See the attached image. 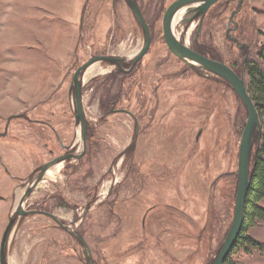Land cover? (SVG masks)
Masks as SVG:
<instances>
[{
	"label": "rangeland",
	"instance_id": "374dc122",
	"mask_svg": "<svg viewBox=\"0 0 264 264\" xmlns=\"http://www.w3.org/2000/svg\"><path fill=\"white\" fill-rule=\"evenodd\" d=\"M134 1L150 29L149 51L126 73L98 62L97 73L82 74L85 155L55 165L23 208L78 231L93 264H211L234 219L248 110L226 81L169 50L163 19L177 0ZM192 16L186 10L173 26L183 44L246 82V61L264 65V0L241 8L221 0L202 20ZM144 44L125 0H0V246L15 219L6 264H87L78 239L47 215L19 216L18 205L41 166L67 153L55 130L73 146L68 153L82 152L76 70L95 56L130 66ZM250 235L264 245V222ZM229 257L264 264L258 250Z\"/></svg>",
	"mask_w": 264,
	"mask_h": 264
},
{
	"label": "water",
	"instance_id": "95a60500",
	"mask_svg": "<svg viewBox=\"0 0 264 264\" xmlns=\"http://www.w3.org/2000/svg\"><path fill=\"white\" fill-rule=\"evenodd\" d=\"M133 11L136 19L142 26L145 34V44L143 49L139 54L134 58L132 63V68L135 67L147 54L151 45V33L148 24L143 16L142 11L134 0H125ZM221 0H177L173 3L167 12L165 13L163 19V31L166 44L169 50L181 61L188 64L191 67L201 69L209 74L215 75L220 79L226 81L238 95L240 101L245 105L248 110V120L242 135L241 143L239 146V161H238V187L236 192V201H235V213L232 225L224 239L222 247L213 260L211 264H225L228 256L230 255L233 247L235 246L237 239L241 233L243 220H244V207L245 200L251 185V156L253 152L255 136L262 132V127L259 120V115L257 108L251 99L245 79L241 77L235 70L223 62L213 60L207 56H204L185 44H183L180 39L175 35L174 32V19L179 11L185 9L190 14H193L190 21L195 18L202 20L208 10L214 6L216 3ZM236 12L233 13V15ZM123 58H117L115 56H95L91 58L88 62L80 66L74 76H73V85L74 89V99L76 105V124L82 127V152L78 155L76 154H67L55 158L52 161H49L41 166L40 174L29 189L25 192L21 198L18 205V215H26L30 213L47 215L52 218L57 224H59L64 230L68 232L71 236L78 239L86 250V259L87 264L92 263V254L89 250L87 242L84 237L76 230H72L65 226L59 218L55 215L50 214L45 211H31L27 212L24 210V202L33 192V190L40 184L41 181L45 178L47 172L54 167L55 165L70 160L80 159L86 152L87 149V120L85 117L84 106H83V80L82 74L92 65L98 62H109L116 66H121ZM15 223V219H11L8 227L6 228L0 246V263L6 264V251H7V242Z\"/></svg>",
	"mask_w": 264,
	"mask_h": 264
},
{
	"label": "trees",
	"instance_id": "16d2710c",
	"mask_svg": "<svg viewBox=\"0 0 264 264\" xmlns=\"http://www.w3.org/2000/svg\"><path fill=\"white\" fill-rule=\"evenodd\" d=\"M202 54L204 55V53ZM260 57L264 60V55ZM245 69L248 77V82L245 81L247 90L257 108L262 132L255 136L250 167L251 185L245 200L243 226L230 255H233L235 251L251 253L258 250L264 252V245L255 241L250 235V231L258 223L264 222V65L254 60L246 61ZM103 103L107 104L105 101ZM229 256L225 264H239L231 260Z\"/></svg>",
	"mask_w": 264,
	"mask_h": 264
},
{
	"label": "flooded vegetation",
	"instance_id": "af4514ba",
	"mask_svg": "<svg viewBox=\"0 0 264 264\" xmlns=\"http://www.w3.org/2000/svg\"><path fill=\"white\" fill-rule=\"evenodd\" d=\"M237 2H238V7L239 8H241V6H242V4H243V0H237ZM237 11V10H236ZM236 11H233V12H236ZM232 12V13H233ZM238 14V13H237ZM234 15H236V13L234 14ZM233 20V18H231L230 19V22H229V24L231 23V22H233L232 21ZM236 27H238V26H236ZM232 30H236V28H234V29H232ZM230 32H231V29L229 30V32L227 33V37L232 41V42H235L236 44H238V39L236 38V37H231V35H230ZM242 47H245V45L244 46H242ZM195 51V50H194ZM196 52H198V51H196ZM198 53H200V52H198ZM201 54V53H200ZM203 55V54H202ZM205 56V55H204ZM134 60V59H133ZM132 63H133V61H132ZM121 64V66H117V67H119L120 68V70H122V72H124V73H126V72H128V70H132L133 68H132V64H130V66H129V64L126 62V60L125 59H123V61L120 63ZM124 65V66H123ZM128 66V67H127ZM124 67H127V69H125ZM212 75V74H211ZM212 76H215V75H212ZM217 77V76H216ZM217 78H219V77H217ZM118 111H120V112H123V113H127L128 111L127 110H118ZM76 116V115H75ZM11 119L12 118H8L7 119V122H6V130L5 131H7L8 130V125H9V123H10V121H11ZM76 121V120H75ZM76 123V122H75ZM43 124L45 125V126H48L49 128H54L50 123H48V122H43ZM76 126H78L77 124H76ZM88 124H87V134H88ZM57 132V133H56ZM55 136L58 138V140H59V142H60V146L64 149V150H66L67 151V153H65V154H63V155H67V154H70V153H68V152H70V150L72 151V149H73V146H71V147H69V146H67L66 144H64L62 141H61V138H60V136H59V131L58 130H55ZM87 146H88V142H87ZM51 153H53V151H51ZM74 154H76V152L74 151ZM63 155H60V156H63ZM77 155V154H76ZM85 155V154H84ZM84 155L82 156V157H84ZM60 156H57V157H60ZM57 157H54V158H52L51 159V161L52 160H54L55 158H57ZM81 157V158H82ZM80 158V159H81ZM67 160H70V159H67ZM79 160V159H78Z\"/></svg>",
	"mask_w": 264,
	"mask_h": 264
},
{
	"label": "bare ground",
	"instance_id": "6f19581e",
	"mask_svg": "<svg viewBox=\"0 0 264 264\" xmlns=\"http://www.w3.org/2000/svg\"><path fill=\"white\" fill-rule=\"evenodd\" d=\"M185 9H183V10H181V11H179L178 12V14L176 15V17H175V19H174V23L176 22V21H178L182 16H183V14L185 13ZM175 32V31H174ZM87 72H86V78H89V77H91L92 75H94L95 73H97V68L95 67V64L94 65H92L91 67H89L87 70H86ZM56 169H57V167H55L54 166V168H53V170L51 169V170H49L48 172H47V174H46V176H51L52 174H54L53 172H55L56 171Z\"/></svg>",
	"mask_w": 264,
	"mask_h": 264
},
{
	"label": "crops",
	"instance_id": "0c3cea01",
	"mask_svg": "<svg viewBox=\"0 0 264 264\" xmlns=\"http://www.w3.org/2000/svg\"><path fill=\"white\" fill-rule=\"evenodd\" d=\"M10 16H12V15H7L6 17V20H5V22H4V26H6L7 27V29L10 27V22H9V17Z\"/></svg>",
	"mask_w": 264,
	"mask_h": 264
}]
</instances>
